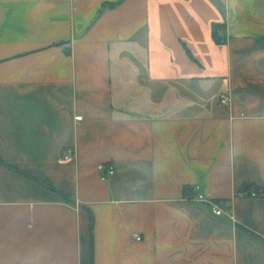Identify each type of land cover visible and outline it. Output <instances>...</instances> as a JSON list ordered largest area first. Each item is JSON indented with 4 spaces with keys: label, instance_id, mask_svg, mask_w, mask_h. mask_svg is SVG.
Wrapping results in <instances>:
<instances>
[{
    "label": "crops",
    "instance_id": "crops-1",
    "mask_svg": "<svg viewBox=\"0 0 264 264\" xmlns=\"http://www.w3.org/2000/svg\"><path fill=\"white\" fill-rule=\"evenodd\" d=\"M0 264H264V0H0Z\"/></svg>",
    "mask_w": 264,
    "mask_h": 264
},
{
    "label": "built area",
    "instance_id": "built-area-1",
    "mask_svg": "<svg viewBox=\"0 0 264 264\" xmlns=\"http://www.w3.org/2000/svg\"><path fill=\"white\" fill-rule=\"evenodd\" d=\"M219 99H221V101L224 103V102L228 99V97H227L226 95H225V96L221 95ZM77 118L80 119L79 117H77ZM68 155H69L68 151H65V152L63 153V158H67ZM107 173H108L109 175H112V174H113V168L110 167V166L107 167ZM198 189H199L198 186H195V187H194V191H195V192H197ZM251 195H252V196L254 195V192H253V191L251 192ZM192 198L195 199L196 201H199V202H200V201H205V199L203 198V196H202L201 194H198V193H195L194 196H192ZM211 204H212V203H211ZM211 210H212V212L214 213V215L220 216V215L222 214V212L220 211V209L218 208V205H217L216 203H215V204L213 203V204L211 205ZM136 239L138 240L139 237H137Z\"/></svg>",
    "mask_w": 264,
    "mask_h": 264
},
{
    "label": "trees",
    "instance_id": "trees-1",
    "mask_svg": "<svg viewBox=\"0 0 264 264\" xmlns=\"http://www.w3.org/2000/svg\"><path fill=\"white\" fill-rule=\"evenodd\" d=\"M112 5H114V4H108L107 7L112 6ZM220 27H222V26L219 25V24H213V25H212V28H213V31H212V38H213L214 42H216V43H221V42H222V39L220 38V36H218V35L216 34V30L219 29ZM14 170L18 171L17 169H14ZM18 172L22 173L21 171H18ZM22 174H24V173H22ZM47 186L51 188V186H49V185H47ZM248 187H249V186H248ZM247 189H249V188H246L245 191H247ZM189 190H190V189L187 187V188L184 190V193L186 194V192L189 191ZM257 194H258L257 188H254V196H256Z\"/></svg>",
    "mask_w": 264,
    "mask_h": 264
},
{
    "label": "rangeland",
    "instance_id": "rangeland-1",
    "mask_svg": "<svg viewBox=\"0 0 264 264\" xmlns=\"http://www.w3.org/2000/svg\"><path fill=\"white\" fill-rule=\"evenodd\" d=\"M254 192V191H253Z\"/></svg>",
    "mask_w": 264,
    "mask_h": 264
}]
</instances>
